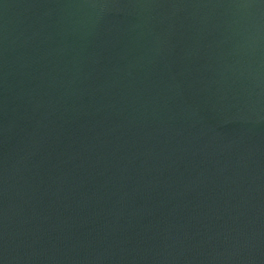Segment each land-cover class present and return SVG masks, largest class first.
Instances as JSON below:
<instances>
[{
    "label": "water",
    "instance_id": "obj_1",
    "mask_svg": "<svg viewBox=\"0 0 264 264\" xmlns=\"http://www.w3.org/2000/svg\"><path fill=\"white\" fill-rule=\"evenodd\" d=\"M0 264H264V0H0Z\"/></svg>",
    "mask_w": 264,
    "mask_h": 264
}]
</instances>
